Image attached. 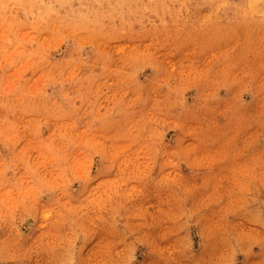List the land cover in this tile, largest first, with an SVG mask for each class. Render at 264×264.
I'll return each mask as SVG.
<instances>
[{
    "label": "rangeland",
    "instance_id": "obj_1",
    "mask_svg": "<svg viewBox=\"0 0 264 264\" xmlns=\"http://www.w3.org/2000/svg\"><path fill=\"white\" fill-rule=\"evenodd\" d=\"M0 264H264V0H0Z\"/></svg>",
    "mask_w": 264,
    "mask_h": 264
}]
</instances>
